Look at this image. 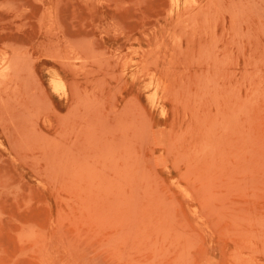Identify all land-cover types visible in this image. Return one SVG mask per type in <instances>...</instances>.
Here are the masks:
<instances>
[{
    "label": "rangeland",
    "instance_id": "rangeland-1",
    "mask_svg": "<svg viewBox=\"0 0 264 264\" xmlns=\"http://www.w3.org/2000/svg\"><path fill=\"white\" fill-rule=\"evenodd\" d=\"M143 1L0 13L32 58L0 105V264H264V0L187 31ZM54 71L60 101L42 94Z\"/></svg>",
    "mask_w": 264,
    "mask_h": 264
},
{
    "label": "bare ground",
    "instance_id": "bare-ground-1",
    "mask_svg": "<svg viewBox=\"0 0 264 264\" xmlns=\"http://www.w3.org/2000/svg\"><path fill=\"white\" fill-rule=\"evenodd\" d=\"M36 1H38V0H36ZM35 0H0V13H5V12H8V11H18L19 12V14H22L23 16H31V15H33V13H34V10H35V8L38 6V3L36 2ZM55 1V0H54ZM104 1V0H103ZM125 1V0H124ZM138 1V0H137ZM143 1V0H142ZM229 1V0H228ZM241 0H239V3L241 4L242 2H240ZM99 2V1H98ZM108 2V1H107ZM130 2V1H129ZM135 2V1H134ZM139 2H141V1H139ZM144 2V1H143ZM223 1L222 0H167V8H166V14L167 15H169V16H174V18H175V24H177V26H178V24L181 26V28L182 29H185L186 27L188 28V27H195V26H198V29H199V27H201V26H206V25H208L209 24V27H210V20L212 19V16L214 15V14H218V13H220L221 12V8L220 7H224V4L222 3ZM253 2H254V0H253ZM221 3H222V5L223 6H221ZM125 4H127V3H125ZM227 4H228V2H227ZM255 4V3H254ZM232 5V4H231ZM242 5H243V3H242ZM248 5V4H247ZM45 6V5H44ZM55 6V5H54ZM233 6V5H232ZM237 6V5H236ZM234 7V6H233ZM259 7V6H258ZM225 8H229L228 7V5H227V7L225 6ZM225 8H222L223 10L222 11H225ZM235 8V7H234ZM256 8V7H255ZM87 9V8H86ZM165 9V8H164ZM232 9V8H231ZM237 9V8H236ZM41 10V9H40ZM56 10V9H55ZM134 10V9H133ZM227 10V9H226ZM229 10V9H228ZM244 10V9H243ZM246 10V9H245ZM135 11V10H134ZM230 12V11H229ZM239 12V14H240V11H238ZM237 11L236 12H234L233 14H236V16H237V13H238ZM48 13V12H47ZM51 13V12H50ZM227 13V12H226ZM260 13V12H259ZM41 14H42V12H41ZM41 14L39 15V17L38 18H41L40 16H41ZM238 14V15H239ZM165 15V14H164ZM221 15V19L223 18L222 16V14H220ZM231 15V14H230ZM261 15H262V13L260 14V17H261ZM17 16H19V15H17ZM16 16V17H17ZM234 16V15H233ZM236 16H234L235 18H236ZM249 16V15H248ZM10 17H12V16H10ZM216 17H218V16H216ZM241 17V16H240ZM131 18V17H130ZM215 17H213V19H214ZM257 18V17H256ZM55 19V18H54ZM168 19V18H167ZM173 19V18H172ZM237 19H238V17H237ZM22 20H25V19H22ZM111 20V19H110ZM166 20V19H165ZM165 20H164V22H165ZM171 20V19H170ZM224 20V19H223ZM229 20V19H228ZM247 20V19H246ZM264 20V19H263ZM48 21H50V20H48ZM168 21V20H167ZM173 21V20H172ZM213 22V24H214V20H212ZM244 21V20H243ZM258 21H259V18H258ZM163 21H162V23H164ZM221 22V21H220ZM236 22V21H235ZM14 23V22H13ZM18 23V22H17ZM51 23V22H50ZM222 23V22H221ZM230 23H232L231 21H230ZM229 23V24H230ZM261 23V22H260ZM259 23V24H260ZM39 24V23H38ZM57 24V23H56ZM159 24H161V23H158V26H159ZM170 24V23H169ZM168 24V25H169ZM173 24H174V22H173ZM172 24V25H173ZM204 24V25H203ZM239 25H240V23H238ZM42 25H44V24H42ZM50 25V24H49ZM83 25V24H82ZM162 25V24H161ZM164 25V24H163ZM162 25V26H163ZM261 26H263L262 24H260ZM161 26V27H162ZM164 26H166V25H164ZM231 26V25H230ZM47 27H48V25H47ZM153 27L155 28L156 26H154L153 25ZM160 27V26H159ZM172 27V26H171ZM39 28V27H38ZM123 28V27H122ZM164 28V27H163ZM167 28V27H166ZM173 28V27H172ZM175 28V27H174ZM174 28H173V30H174ZM187 28H186V31H187ZM203 28V27H202ZM213 28V27H212ZM211 28V29H212ZM222 28H224L223 27V23H222ZM236 28V27H235ZM246 28V27H245ZM62 29V28H61ZM124 29V28H123ZM152 29V28H151ZM191 29V28H190ZM257 29V28H256ZM261 29V28H260ZM39 30V29H38ZM48 30H49V28H48ZM153 30V29H152ZM168 31H169V29H167ZM171 30V29H170ZM178 30V29H177ZM207 30H208V28H207ZM150 31V30H149ZM154 31V30H153ZM163 32L165 31V30H162ZM167 31V32H168ZM184 30H182L181 32H183ZM201 31L202 30H199V32L201 33ZM239 31V30H238ZM48 32V31H47ZM52 32V31H51ZM162 32V33H163ZM169 32H171V31H169ZM178 32V31H177ZM192 32V31H191ZM191 32H189L190 34H191ZM203 32V31H202ZM205 32V31H204ZM206 32H208V31H206ZM205 32V33H206ZM41 33V32H40ZM150 33H151V31H150ZM175 33H176V31H175ZM194 33H195V31H194ZM196 33H198V32H196ZM227 33V32H226ZM45 34V33H44ZM144 34V33H143ZM153 34H155V32L153 33ZM160 34V33H159ZM169 34V33H168ZM173 34H174V32H173ZM180 34V33H179ZM186 34L188 35V33L186 32ZM21 35V33L19 32V30H14V29H11V28H4V29H0V105H1V103L4 105L5 103L7 104V101H9L10 102V100L11 101H13L16 97L15 96H17L18 94H17V92L19 91L20 92V87L22 86L21 84L23 83V81L21 80L23 77H21V79H19V75H22V76H24L25 74H24V72H23V74H21V72H22V69L24 68L23 66H24V64H25V59L26 58H30L31 56L29 55V52H27L28 50H25L27 47H25V45H22V43H20V41H19V36ZM151 35V34H150ZM165 35H166V31H165ZM178 35V34H177ZM215 35V34H214ZM82 36V35H81ZM81 36H79V37H81ZM90 36V35H89ZM88 36V37H89ZM159 36V35H158ZM162 36H163V34H161V38H162ZM179 36V35H178ZM181 36H182V33H181ZM189 36V35H188ZM236 36V35H235ZM77 37V36H76ZM78 37V38H79ZM155 37H156V35H155ZM153 38L154 39V41H155V39L156 38ZM164 37V36H163ZM167 37H169V35L167 36ZM176 37V36H175ZM180 37V36H179ZM184 37H185V35H184ZM193 37H194V35H193ZM192 37V38H193ZM204 37V36H203ZM238 37V36H237ZM82 38V40L84 39L83 37H81ZM81 38H79V39H81ZM85 38H86V36H85ZM123 38V37H122ZM158 38V37H157ZM159 38H160V36H159ZM160 38V39H161ZM171 38V37H170ZM191 38V39H192ZM67 39V38H66ZM70 39V38H69ZM72 39H74V38H72ZM87 39V38H86ZM86 39H84V41H86ZM126 39H128V38H126ZM152 39V40H153ZM159 39V40H160ZM172 39V38H171ZM175 39V38H174ZM55 40V39H54ZM75 40V39H74ZM76 40H77V38H76ZM81 40V41H82ZM135 40V39H134ZM158 40V39H157ZM156 40V41H157ZM158 40V42L160 43V41ZM162 40V39H161ZM178 40V39H177ZM48 41V40H47ZM50 41H52V40H50ZM56 41V40H55ZM71 41V40H70ZM130 41V40H129ZM165 40L163 39V42H164ZM169 41V40H168ZM180 41V40H179ZM190 41H192V40H190V37H189V42ZM78 42H80V41H78ZM77 42V43H78ZM145 43H146V41H144ZM153 42V41H152ZM172 42V41H171ZM188 41H186V43H187ZM216 42V41H215ZM66 43H68V42H66ZM70 43H72V42H70ZM74 43V42H73ZM76 43V42H75ZM74 43V44H75ZM81 43H83V42H81ZM88 43V42H87ZM162 43V42H161ZM166 43V42H165ZM175 43V42H174ZM79 44V43H78ZM148 44V43H147ZM154 44H156V46H157V42H154ZM154 44H151L150 46H152V45H154ZM57 45V44H56ZM69 45V43L67 44V47H70V46H68ZM71 45V44H70ZM149 45V44H148ZM159 45V44H158ZM163 45H167V43L166 44H163ZM174 45V44H173ZM177 45H178V43H177ZM187 45V44H186ZM214 45H215V43H214ZM53 46V45H52ZM72 46H74L75 47V45H73L72 44ZM72 46L70 47V48H72ZM91 46V45H90ZM127 46V45H126ZM131 46V45H130ZM129 46V47H130ZM134 46H136V44L134 45ZM147 46V45H146ZM156 46H155V48H153V46L151 47V48H153L154 50L156 49ZM161 46V45H160ZM200 47H201V45H199ZM207 46V45H206ZM206 46H204V48L206 47ZM213 46V45H212ZM74 47L72 48V49H74ZM80 47V49L82 50V47L81 46H79ZM79 47H78V45L76 46V51H77V53L75 52V49H74V52H75V54H77V55H80L81 57H82V53L79 51ZM86 47V46H85ZM88 47V46H87ZM86 47V48H87ZM131 47H133V46H131ZM130 47V48H131ZM138 47V46H137ZM136 47V48H137ZM141 47V46H140ZM178 47V46H177ZM203 47V46H202ZM201 47V48H202ZM221 47V46H220ZM85 48V49H86ZM135 47H134V49H136ZM144 48V47H143ZM147 48V47H146ZM157 48H158V46H157ZM178 48H180L181 49V47H180V45H179V47ZM178 48H176V49H178ZM204 48H202V49H204ZM219 48V47H218ZM28 49V48H27ZM55 49V48H54ZM59 49V48H58ZM71 49V50H72ZM126 49H128L127 47H126ZM139 49H141V48H139ZM152 49V50H153ZM186 49V48H185ZM44 50V49H43ZM56 50V49H55ZM67 50H70V49H68L67 48ZM71 50H70V52H71ZM87 50H88V48H87ZM116 50V49H115ZM150 50V49H149ZM153 50V51H154ZM158 50V49H157ZM52 51V50H51ZM119 51V50H118ZM141 51H142V49H141ZM146 51V50H145ZM156 51V50H155ZM203 51V50H202ZM56 52L57 51H55V55H57L56 54ZM65 52H69V51H65ZM74 52H71L72 54L74 53ZM81 53V54H78V53ZM133 52H135V51H133ZM133 52L131 53V54H133ZM143 52V51H142ZM142 52H141V54H142ZM204 52V51H203ZM216 52V51H215ZM46 53V54H45ZM45 53H43V54H45V55H49V56H51V55H53V53H51V52H49V51H45ZM96 53V52H95ZM99 53V52H98ZM104 53V52H103ZM120 53V52H119ZM124 53V52H123ZM205 53V52H204ZM206 53H207V51H206ZM72 54H70V55H72ZM74 54V55H75ZM100 54H102V53H100ZM130 54V53H129ZM141 54H140V56H141ZM151 54L153 55V53H152V51H151ZM209 54V53H208ZM211 54V53H210ZM42 55V54H41ZM90 55H92V54H90ZM103 55V54H102ZM117 55V54H116ZM155 55V54H154ZM59 56H60V54H59ZM62 56H64V58L66 57V58H68V60H69V58H70V56L68 55V54H66V53H64ZM93 56H95V55H93ZM99 56V55H98ZM130 55H128V58H130L129 57ZM145 56H146V53H145ZM144 56V57H145ZM150 55H149V52H148V55L146 56V57H149ZM210 56V55H209ZM211 56H213V55H211ZM224 56V55H223ZM72 57H73V55H72ZM71 57V58H72ZM89 57H91V56H89ZM96 57V56H95ZM117 57V56H116ZM120 56H118V58H119ZM143 57V56H142ZM154 57V56H153ZM153 57H152V59H153ZM204 57V56H203ZM207 57V56H206ZM25 58V59H24ZM44 58H46L45 56H44ZM52 58H55V57H52ZM57 58H58V56H57ZM74 58H75V56H74ZM76 58H78V57H76ZM100 58V57H99ZM103 58H105L104 56H103ZM117 58V59H118ZM124 58V57H123ZM151 58V57H150ZM148 59V58H146V60L148 59V60H150V62L149 63H152V65L153 64H155L154 62H152L151 61V59ZM23 59H24V61H23ZM32 58H30V60H31ZM41 59H43V58H41ZM80 59V58H79ZM95 59H97V58H95ZM101 59V58H100ZM117 59H116V61H117ZM132 59V58H131ZM145 59V58H144ZM217 59V58H216ZM39 60H40V58H39ZM64 60V59H63ZM63 60H61V61H63ZM104 60H106V59H104ZM121 60V59H120ZM126 60V59H125ZM134 60V59H133ZM155 60V59H154ZM203 60H205V59H203ZM24 62V64H23V62ZM33 61V60H32ZM36 61V60H35ZM35 61H33V62H35ZM65 61L67 62V60L65 59ZM95 61V60H94ZM98 61V60H97ZM131 61V60H130ZM137 61V60H136ZM143 61V60H142ZM147 61H145V62H147ZM194 61H196V60H194ZM222 61V60H221ZM37 62V61H36ZM36 62L35 63H30L31 64V68H29L30 70H31V73L32 72H34L35 70L33 69L34 68V65H32V64H36ZM98 62H100V61H98ZM125 62V61H124ZM141 62V61H140ZM155 62H156V60H155ZM167 62V61H166ZM21 63H22V65H21ZM69 63H73V62H69ZM68 62H67V64H69ZM157 63V62H156ZM28 64H29V61H28ZM116 64V63H115ZM114 64V65H115ZM138 64H140V63H138ZM214 64V63H213ZM26 65H27V63H26ZM26 65H25V67H26ZM62 65H63V63H62ZM72 65V64H71ZM100 65V64H99ZM123 65V64H122ZM125 65V64H124ZM137 65V64H136ZM135 65V67H137ZM142 65V64H141ZM149 65V64H148ZM156 65V64H155ZM154 65V66H155ZM22 66V67H21ZM30 66V65H29ZM70 66V65H69ZM107 66H108V63H107ZM146 66V65H145ZM156 66H158V65H156ZM155 66V67H156ZM33 67V68H32ZM125 67V66H124ZM131 67V66H130ZM143 67H144V65H143ZM154 67V68H155ZM160 67V66H159ZM20 68H22V69H20ZM26 68H28V67H26ZM146 68V67H145ZM162 68V67H161ZM51 69V68H50ZM141 70H143L142 69V67L140 68ZM165 69H166V66H165ZM20 70H21V72H20ZM48 70V69H47ZM46 70V71H47ZM52 70V69H51ZM71 70V69H70ZM106 70V69H105ZM181 70V69H180ZM124 71H125V69H124ZM152 71V70H151ZM48 72V71H47ZM121 72H122V70H121ZM146 72V71H145ZM153 72H154V70H153ZM28 73H30V72H28ZM27 73V74H28ZM30 73V74H31ZM49 73V72H48ZM138 73H141L140 71H138ZM150 73H152V72H150ZM149 73V74H150ZM35 74V73H34ZM33 74V75H34ZM132 74V73H131ZM130 74V75H131ZM135 74V73H134ZM145 74V73H144ZM146 74H147V72H146ZM162 74V73H161ZM164 74V73H163ZM151 75V74H150ZM28 76H31L32 77V74L31 75H29L28 74ZM28 76H25V78L26 77H28ZM132 76V75H131ZM215 76V75H214ZM134 77V76H133ZM132 77V78H133ZM163 77V76H162ZM212 77V76H211ZM33 78H35V76L33 77ZM131 78V79H132ZM198 78V77H197ZM27 79L28 78H26V80L25 81H27ZM21 80V81H20ZM133 80V79H132ZM149 80H150V78H149ZM149 80H148V82H149ZM166 80V79H165ZM28 82V81H27ZM122 82V81H121ZM154 82H155V80H154ZM165 82V81H164ZM163 82V83H164ZM24 83H26V82H24ZM47 83H48V92L45 90V88H43V91H42V94H43V96L45 97V100H46V98H50V99H52V97L53 98H55L56 100H62V98L63 97H67V94H68V91H67V86H66V84H65V81L62 79V77L56 72L55 73V71L54 72H52L50 75H49V78H48V81H47ZM147 83V82H146ZM28 84V83H27ZM148 84V83H147ZM151 84V83H150ZM150 84H148V86L150 85ZM162 84V83H161ZM198 84V83H197ZM39 85V84H38ZM157 86L156 87H158L159 85L158 84H156ZM163 85V84H162ZM161 85V86H162ZM76 86V85H75ZM166 86V85H165ZM198 86V85H197ZM25 86H23V87H21V88H24ZM26 87H27V85H26ZM42 87V86H41ZM72 87V86H71ZM73 87H74V84H73ZM72 87V88H73ZM145 87V86H144ZM156 87H155V84H154V87H153V90H154V93H155V89H156ZM160 87V86H159ZM158 87V88H159ZM168 87V86H167ZM187 87V86H186ZM28 89H26V91L28 90L29 91V88L30 87H27ZM155 88V89H154ZM25 89V88H24ZM42 89V88H41ZM77 89V88H76ZM152 90V89H151ZM150 90V91H151ZM177 90V89H176ZM25 91V90H24ZM40 91V90H39ZM150 91H148V93L150 92ZM175 91V90H174ZM166 92V91H165ZM176 93H177V91H175ZM21 93V92H20ZM23 93V92H22ZM30 93V92H29ZM148 93H146L145 92V96L148 94ZM153 93V92H152ZM154 93H153V96H157V100H158V97H161V96H159V93L157 94V95H154ZM167 93V92H166ZM17 94V95H16ZM156 94V93H155ZM194 94V93H193ZM27 95H28V93H27ZM162 95V94H161ZM22 96H24V95H22ZM150 96L152 97L151 99H154L153 98V96L150 94ZM150 96H149V98H150ZM14 97V98H13ZM20 97H21V95H20ZM43 97V98H44ZM76 97V96H75ZM148 97V96H147ZM11 98H13V100L11 99ZM19 98V97H18ZM41 98H42V96H41ZM65 98H64V100H65ZM162 98V97H161ZM160 98V99H161ZM175 98V97H174ZM8 99H10V100H8ZM19 99H25V98H19ZM193 99V98H192ZM42 100V99H41ZM156 100V101H157ZM15 101V100H14ZM13 101V102H14ZM17 101V100H16ZM25 101V100H24ZM48 101V100H47ZM46 101V102H47ZM153 101V100H152ZM18 102V101H17ZM23 102V101H22ZM48 102H50V101H48ZM158 102V101H157ZM178 102V101H177ZM19 103V102H18ZM51 103V102H50ZM154 103V102H153ZM159 103H160V101H159ZM159 103H158V105H159ZM20 104V103H19ZM160 104H162L163 105V103H160ZM2 105V107L1 108H3V107H5V106H3ZM155 106H156V104H155ZM154 106V107H155ZM162 108V107H161ZM5 109V108H4ZM3 109V110H4ZM6 109H8V108H6ZM48 109V108H47ZM159 109H160V106H159ZM162 109H165V108H162ZM161 109V110H162ZM9 110V109H8ZM161 110H158V111H161ZM2 111V110H1ZM6 110H4L3 112H5ZM8 112V111H7ZM166 112V111H165ZM0 113H2V112H0ZM161 113V112H160ZM163 113V112H162ZM59 114V113H58ZM165 114V113H164ZM10 115V114H9ZM4 116H6V114L4 113L3 114V117L2 118H4V120H6L5 118L6 117H4ZM12 116H14V115H12ZM11 116V117H12ZM63 116V115H62ZM67 116V115H66ZM9 117V116H8ZM2 118H0V122H2L3 124H5L6 123V121H2ZM14 118V117H13ZM65 118V117H64ZM67 118V117H66ZM11 119V118H10ZM9 119V120H10ZM13 119H11V121H12ZM9 122V121H8ZM14 122V121H13ZM16 122V121H15ZM17 123V122H16ZM1 124V123H0ZM13 124V123H12ZM62 124V123H61ZM6 125H7V123H6ZM8 125H11V124H8ZM15 125V124H14ZM13 125V126H14ZM13 126H11L12 128H13ZM60 126V125H59ZM1 129H2V126H1ZM3 130V129H2ZM5 130V129H4ZM12 130H14V129H12ZM7 133H9V132H7ZM5 136V135H4ZM6 138V137H5Z\"/></svg>",
    "mask_w": 264,
    "mask_h": 264
}]
</instances>
